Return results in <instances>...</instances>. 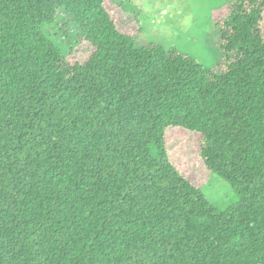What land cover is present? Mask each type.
I'll return each instance as SVG.
<instances>
[{
	"label": "trees",
	"instance_id": "trees-1",
	"mask_svg": "<svg viewBox=\"0 0 264 264\" xmlns=\"http://www.w3.org/2000/svg\"><path fill=\"white\" fill-rule=\"evenodd\" d=\"M111 1L0 0V264H264V0L215 20L210 68ZM176 139L240 201L208 203Z\"/></svg>",
	"mask_w": 264,
	"mask_h": 264
},
{
	"label": "rangeland",
	"instance_id": "rangeland-1",
	"mask_svg": "<svg viewBox=\"0 0 264 264\" xmlns=\"http://www.w3.org/2000/svg\"><path fill=\"white\" fill-rule=\"evenodd\" d=\"M231 1L234 0H112L108 6L140 28L139 44L153 41L166 48L175 47L210 68L222 59L215 20L228 11ZM90 53L87 45H75L68 59L84 62ZM169 152L174 161L187 165L202 196L219 211L240 201L224 178L196 163L193 152L178 145L177 139Z\"/></svg>",
	"mask_w": 264,
	"mask_h": 264
}]
</instances>
